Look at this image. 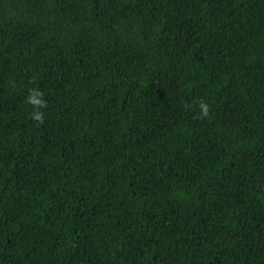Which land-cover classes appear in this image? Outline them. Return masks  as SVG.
<instances>
[{"label": "trees", "instance_id": "trees-1", "mask_svg": "<svg viewBox=\"0 0 264 264\" xmlns=\"http://www.w3.org/2000/svg\"><path fill=\"white\" fill-rule=\"evenodd\" d=\"M0 264H264V0H0Z\"/></svg>", "mask_w": 264, "mask_h": 264}]
</instances>
